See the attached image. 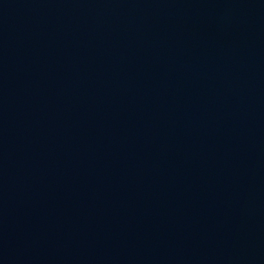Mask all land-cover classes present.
I'll list each match as a JSON object with an SVG mask.
<instances>
[{
	"label": "water",
	"instance_id": "water-1",
	"mask_svg": "<svg viewBox=\"0 0 264 264\" xmlns=\"http://www.w3.org/2000/svg\"><path fill=\"white\" fill-rule=\"evenodd\" d=\"M0 264H264V0H0Z\"/></svg>",
	"mask_w": 264,
	"mask_h": 264
}]
</instances>
